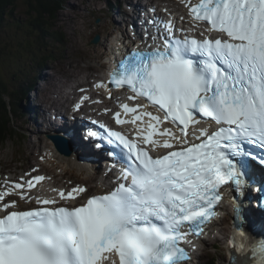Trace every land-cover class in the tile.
<instances>
[{"label": "snow or ice", "instance_id": "1", "mask_svg": "<svg viewBox=\"0 0 264 264\" xmlns=\"http://www.w3.org/2000/svg\"><path fill=\"white\" fill-rule=\"evenodd\" d=\"M185 7L194 28L204 22L207 31L221 36L180 38L173 21L150 19L147 24L163 43L153 35L154 47L133 48L109 72L115 88L133 94L129 100L148 101L120 105L130 120L114 114L117 124L137 125L134 138L100 125L106 135L99 139L112 146L109 156L121 165L116 186L79 206H55L56 200L39 197L42 207L30 210L7 211L18 208L15 200L0 204L5 213L0 216V264H102L108 259L103 254L113 251L119 264H181L190 257L180 242L203 233L225 192L236 194L234 212L241 221L249 188L259 194L256 204L264 210V0H186ZM157 106L162 118L146 110ZM165 122L177 132L161 128ZM209 122L215 130L197 127ZM190 135L199 143L190 142ZM160 148L170 151L154 158L150 152ZM44 179L38 175L12 184L0 191V202ZM85 192L74 187L58 195L75 201ZM229 244L247 257L244 264H264V239L249 242L236 225Z\"/></svg>", "mask_w": 264, "mask_h": 264}, {"label": "rangeland", "instance_id": "2", "mask_svg": "<svg viewBox=\"0 0 264 264\" xmlns=\"http://www.w3.org/2000/svg\"><path fill=\"white\" fill-rule=\"evenodd\" d=\"M109 1L113 6L115 1ZM141 2L139 1V4H141ZM96 5L97 7H105L104 1L100 3L98 0H64V4H62L63 7L55 18V24L50 29L52 34L47 36V38L40 37L37 39L33 36L34 31H32L29 25L31 19L28 17L24 0H18L15 10L11 14L8 13L6 16V21H4L7 25L0 28V51H2L6 45H10L11 47L8 49V52L0 57V82L3 86V90H6L7 96L4 99L12 115V122L7 126L9 129L8 131L10 134L13 133L16 135L15 140H7L5 143L3 142V144H0L1 177L12 175L18 179L20 176L28 173L32 168H42V171H46L50 175L53 173L59 176L58 174L61 173L59 170H62V168L58 171H52V168L55 166L54 164L52 166L47 163V160L43 157L44 151L39 152V149L34 148L33 152L36 155L28 152L29 148L27 145L32 136V126L27 124L25 128H22L17 124L19 120L17 119L14 106L15 103L21 104L25 98L26 100L30 98L32 104L35 102V100L31 99L32 96L36 97L33 98L36 100L42 99V95H39L38 92L36 93V91H32V89L28 92H24L20 87H23L24 81L25 85L34 82L38 84V88L41 89L45 83L41 81L42 79L44 80V78H40L39 75H41V73L39 69L49 62L52 63V67L59 70L62 66H66L65 61L71 59L76 62L77 68L91 67L92 70L90 72L88 71L90 76H102L104 68L102 67L103 61L101 60V55L107 52L110 39H112L107 33V28L115 29L117 20L113 18V8L112 12L108 11V14L95 13V9L97 8L95 7ZM106 15L111 16V19L108 20ZM115 16L119 17L116 11ZM88 22H90V24ZM36 25L38 26V22ZM99 25H103L104 27L95 29V27ZM47 27L48 25L44 26L43 29H47ZM96 35L101 37L100 43L98 44L92 43ZM64 41L70 43V46L66 45L67 50H63L65 47ZM75 41L79 42L80 45L75 46ZM58 42L63 44L62 49L58 48L61 45H58ZM19 43L25 44V48H19ZM101 43L104 44V48L101 46ZM57 48L60 50L59 52H57ZM51 55L54 59H50ZM46 71L51 72L50 68H47ZM93 80L94 79H91L92 82ZM44 89L41 90L44 91ZM14 92H16V101H13L15 97L13 96ZM39 135L43 137L44 133H37V137ZM35 142L36 141L31 140L30 144L34 145ZM30 144L28 146H30ZM65 175L67 180L63 182L59 181L58 184L65 186L69 180L75 178L70 176L69 173ZM77 176L79 177V175ZM65 182L67 183L65 184ZM214 245L217 248L213 249L212 247H214ZM207 246L210 247L208 255L204 253L200 256L198 264H204V260H208L211 256L217 257L220 264L227 262L226 250L224 249V244H221V240L217 239L210 241V243H206L203 248Z\"/></svg>", "mask_w": 264, "mask_h": 264}, {"label": "bare ground", "instance_id": "3", "mask_svg": "<svg viewBox=\"0 0 264 264\" xmlns=\"http://www.w3.org/2000/svg\"><path fill=\"white\" fill-rule=\"evenodd\" d=\"M100 3L104 1L105 7H97L95 9V13H107L114 12L113 18L117 20L116 22V27L115 29L107 28V33L112 37L113 34H116L117 31H121L123 29V35L122 36H117L114 39H110V44H112L111 48L109 50L114 51V45H120L122 48L123 46H126L129 44V41L126 40V37H129L128 33H135L138 34V31H141L145 28V23H142V15L146 16L144 19H148V15L151 13L149 10H144L145 5H151L149 6L150 9H154V12H157V9L155 8V3L157 1L160 2H166L167 4L164 5L165 9H169L171 12H180L181 8L184 7L185 2L183 0H114V5L112 6L110 4L109 0H98ZM135 1H137V4ZM139 1L143 4H139ZM145 4V5H144ZM115 11L119 15V17L115 16ZM59 14V11L57 12L56 16ZM158 15L159 13H155ZM106 18L108 20L111 19V16L106 15ZM122 19V20H121ZM90 24V22H88ZM108 23V21H107ZM88 27V26H87ZM104 27L103 25H99L95 27V29ZM132 35V34H130ZM128 39V38H127ZM65 47L63 48V44L58 42V45H60V49L63 48V50H67V46H70V43L67 41H64ZM75 46L80 45L79 42L75 41ZM101 46L103 48L105 47L104 44L101 43ZM59 52L60 50H58ZM102 53V52H101ZM113 54V52H110ZM68 54V53H67ZM104 54V53H102ZM69 56V54H68ZM70 58V57H69ZM47 59V58H46ZM50 59H54V57L51 55ZM44 64V63H43ZM42 64V65H43ZM66 66H62L61 69H56L52 67V63L49 62L46 65H43L40 70L41 77L44 78L41 81L45 83V86L42 87L43 90L38 88V84H35L34 82H31L29 85H25L23 81V87H20L24 92H28L30 89L36 90V93L38 92L39 95H42V100L40 99H33L36 97H31L32 100H35L31 104L30 98L26 100V98L19 103H15V111L17 114V119L19 122L20 127L25 128L27 124L32 126L31 132L32 136L29 139L28 145L30 144L31 140L36 141L34 145H31L27 147L29 148L28 152L30 154L36 155L33 152L34 148L39 149V152L44 151V154L47 155L48 158V164L52 165L54 164V168H52V171L59 170L62 168L61 171V176L64 177L66 176V173H69L70 176L75 177L74 178V183L76 186L69 185L68 188L70 187H84V185L89 184V188L91 193L96 194V193H102L103 191V186L101 185H95L94 181L97 179V177L91 178L88 176H84L83 172H86L84 168L79 167L77 162L74 161V158H66L64 156L58 155V153L55 152V150L52 147V144L49 143L48 139L46 137L38 136L37 133L45 130H49V132H46V134L53 135V132L56 131V128L58 127L59 130H62V132H71L74 134L72 135V141L71 144L74 147V152L75 156L78 159H93L97 160L99 158V154L91 148L89 142L83 141L78 137V132L74 129H72V126L69 127L66 123H63L65 116L63 113H67L70 115V111H74L72 108L73 103L76 102L78 99L81 97L87 96L89 101L91 102V99L95 98L98 99L102 90L106 88H100V89H94L91 86V79H94L93 84L99 83L101 80L96 79L94 76H90L89 72L92 70L91 67H84V68H77V64L75 61H72L69 59L68 61H65ZM104 67V65H102ZM47 68H50L51 72H47ZM89 71V72H88ZM26 73V72H25ZM44 73V75H43ZM49 75H48V74ZM92 77V78H91ZM83 89V91H81ZM48 90V93H47ZM43 93H42V92ZM5 94L6 90H4ZM14 99L13 101L17 100L16 97V92H14ZM26 104V105H25ZM47 104V105H46ZM45 106V108H44ZM13 111V109H12ZM14 111V112H15ZM75 112L73 113V115ZM8 116L10 117V122L7 119H4V123L6 126L10 125L12 122V115L8 113ZM105 117V116H104ZM106 118V117H105ZM79 127V126H78ZM80 127H83V124H80ZM13 130V129H10ZM47 134V135H48ZM40 155V154H38ZM75 171H83L81 175L78 177L77 173ZM21 179V178H20ZM5 180L10 182H14V180L9 179L8 175H6L4 178L0 179V183H5ZM26 179H24L25 181ZM59 180H56V183ZM5 184L1 185L4 189L9 188L10 184ZM54 183V184H56ZM51 183L46 181V189ZM54 187V186H51ZM45 189V190H46ZM55 189L61 191L63 189L62 186H55ZM226 219V218H225ZM252 220L254 218H251ZM220 229L218 230L220 233L219 238H221V244H224V239H225V232L229 230V228H226L224 226H221ZM231 235V233H230ZM229 235V237H230ZM210 247L206 248V250H209ZM229 249V248H228ZM227 249V250H228ZM207 252V251H205ZM229 253H232L236 256V262L235 264H244V261L246 260L245 257L241 256L240 254L234 253V251H229ZM226 264H230L229 260Z\"/></svg>", "mask_w": 264, "mask_h": 264}, {"label": "trees", "instance_id": "4", "mask_svg": "<svg viewBox=\"0 0 264 264\" xmlns=\"http://www.w3.org/2000/svg\"><path fill=\"white\" fill-rule=\"evenodd\" d=\"M18 0H0V28L7 25L6 16L8 13H12L16 8V2ZM64 4V0H24V5L27 10L28 17L31 19L29 25L34 31L33 36L35 38L50 36L52 31L50 30L55 24V16L58 11L61 10ZM5 20V21H4ZM38 22V26L36 23ZM48 25L47 29H43L44 26ZM41 45V43L39 42ZM30 45V44H29ZM10 45L0 51V57L8 52ZM18 47L25 48V44L19 43ZM6 94L3 90V86L0 82V135L2 138L1 142H6L9 137V129L4 123V119H7L10 122V117L8 116L9 109L5 103ZM10 134V133H9ZM14 134H10L12 138ZM216 260V259H215ZM215 260H211L207 264H215Z\"/></svg>", "mask_w": 264, "mask_h": 264}, {"label": "water", "instance_id": "5", "mask_svg": "<svg viewBox=\"0 0 264 264\" xmlns=\"http://www.w3.org/2000/svg\"><path fill=\"white\" fill-rule=\"evenodd\" d=\"M98 41H99V37L97 36V37L94 39L93 43H98ZM56 146H57L58 148H60L61 144H60L59 142L56 141Z\"/></svg>", "mask_w": 264, "mask_h": 264}]
</instances>
